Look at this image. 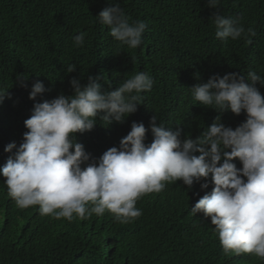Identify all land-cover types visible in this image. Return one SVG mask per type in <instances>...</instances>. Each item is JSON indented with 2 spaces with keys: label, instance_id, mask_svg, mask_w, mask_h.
Masks as SVG:
<instances>
[{
  "label": "trees",
  "instance_id": "obj_1",
  "mask_svg": "<svg viewBox=\"0 0 264 264\" xmlns=\"http://www.w3.org/2000/svg\"><path fill=\"white\" fill-rule=\"evenodd\" d=\"M114 4L130 23L146 24L135 49L115 41L95 18ZM214 14L252 28L251 43L243 35L227 43L217 39ZM81 32L84 44L75 47L73 38ZM73 64L76 71L67 73ZM140 71L154 86L141 93L136 113L123 124L105 127L98 120L92 131L76 134L93 158L119 147L133 122L144 124L150 144L153 115L165 127L179 128L181 139L200 136L220 114L195 102L189 88L214 75H264V0H220L215 9L207 0H0V89L11 97L0 103V166L15 153H6L5 146L22 143L34 103L71 95L74 77L87 83L92 76L107 92ZM37 81L46 92L33 101L29 93ZM245 119L243 112L221 116L233 129ZM192 191L182 181L166 183L138 199L142 215L128 224L108 212L68 221L41 215L38 207H17L0 177V264H264L253 254L223 253L210 218L191 213Z\"/></svg>",
  "mask_w": 264,
  "mask_h": 264
},
{
  "label": "clouds",
  "instance_id": "obj_2",
  "mask_svg": "<svg viewBox=\"0 0 264 264\" xmlns=\"http://www.w3.org/2000/svg\"><path fill=\"white\" fill-rule=\"evenodd\" d=\"M219 2L207 0V7L215 9ZM95 18L120 44L131 49L141 45L146 24L130 23L120 4L104 8ZM211 19L217 39L224 43L242 35L251 43L249 37L256 35L231 17L214 14ZM85 36L75 35L74 46H82ZM75 71L74 64L67 67V73ZM69 84L71 95L34 103L24 121L22 143L4 148L6 153L15 149L0 166V177L17 207H38L41 215L68 221L108 212L128 224L142 215L136 203L143 195L182 181L193 190L191 213L210 218L225 255L248 253L264 259V75H214L189 88L195 102L220 114L195 139L191 134L181 139L179 128L173 131L153 115L150 144H145L144 124L133 122L119 147L107 149L98 159L77 142L76 134L92 131L98 120L105 127L123 124L137 112L141 93L151 91L154 81L140 71L107 92L92 76L87 83L74 77ZM45 92L43 82L37 81L29 99L36 101ZM6 98H11L9 91L0 89V103ZM226 112H243L246 119L235 129L227 127L221 122Z\"/></svg>",
  "mask_w": 264,
  "mask_h": 264
}]
</instances>
